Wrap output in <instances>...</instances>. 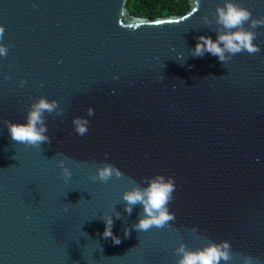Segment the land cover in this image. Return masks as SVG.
Returning a JSON list of instances; mask_svg holds the SVG:
<instances>
[{
  "label": "water",
  "instance_id": "95a60500",
  "mask_svg": "<svg viewBox=\"0 0 264 264\" xmlns=\"http://www.w3.org/2000/svg\"><path fill=\"white\" fill-rule=\"evenodd\" d=\"M187 2L149 19L125 0H0V264H176L180 243L220 240L233 255L221 264H264V26L258 53L194 58L196 37L216 39L201 17L223 0ZM237 2L264 16V0ZM39 97L58 104L45 113L51 142L12 141L3 121L25 122ZM74 116L89 120L83 137ZM104 163L123 176L93 182ZM155 174L174 178L175 220L137 232L142 208L127 215L121 194ZM115 210L118 245L101 238Z\"/></svg>",
  "mask_w": 264,
  "mask_h": 264
},
{
  "label": "clouds",
  "instance_id": "9594fccd",
  "mask_svg": "<svg viewBox=\"0 0 264 264\" xmlns=\"http://www.w3.org/2000/svg\"><path fill=\"white\" fill-rule=\"evenodd\" d=\"M213 19L210 21L208 15L201 17L204 24L208 25L214 22L216 39L213 40L209 36L200 35L196 37V43L190 49L191 56L194 58L203 57L206 53L215 56L223 65L236 54L247 52L253 55L260 51V48L253 41L257 37L255 29L258 26H264V16L254 18L251 11L241 6L237 0H223L222 5L218 4L212 13ZM247 25V27H246ZM5 29L0 25V39H3ZM7 47L0 44V57L7 55ZM4 79H8L5 75ZM24 80L20 81L23 86ZM58 111L56 100H47L39 97L31 103L25 116V122L14 123L3 121L7 127L12 141L31 146L34 148L41 147V144L50 143V137L46 135L48 129L45 123V113L51 114ZM87 116L94 115V109L88 107L86 109ZM74 131L77 135L83 137L88 132L89 120L82 116H74L72 118ZM107 159V153H105ZM57 166L61 170L62 178L67 181L72 173L65 166V160H57ZM123 173L114 165L104 163L96 167L94 175L90 176L93 182L99 181L107 183L110 179H120ZM142 183L133 182V186L129 190H125L121 196L124 202V212L131 215L133 208L137 205L141 206L142 212L138 213V221L131 225L132 229L137 232L148 231L152 227L164 228L170 222L175 220V214L169 210V204L174 199L176 185L172 176L165 177L162 174H155L152 177H143ZM113 217L121 219V214L116 210L112 215L103 214L100 219L103 221L104 230L101 238L107 240L111 238L113 244L121 243L119 237L113 234ZM190 231L195 234L198 229L193 227ZM124 235H129L128 228L124 229ZM174 253L177 256L176 264H221V262H229L233 259L231 245L228 240H220L219 242L209 241L202 247L190 249L184 243H180ZM253 257L244 255L242 264H253Z\"/></svg>",
  "mask_w": 264,
  "mask_h": 264
},
{
  "label": "trees",
  "instance_id": "16d2710c",
  "mask_svg": "<svg viewBox=\"0 0 264 264\" xmlns=\"http://www.w3.org/2000/svg\"><path fill=\"white\" fill-rule=\"evenodd\" d=\"M129 13L149 19L166 15L183 14L188 8L187 0H125Z\"/></svg>",
  "mask_w": 264,
  "mask_h": 264
}]
</instances>
